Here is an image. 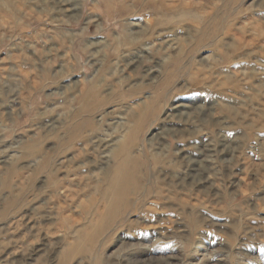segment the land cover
Masks as SVG:
<instances>
[{
  "label": "rangeland",
  "instance_id": "1",
  "mask_svg": "<svg viewBox=\"0 0 264 264\" xmlns=\"http://www.w3.org/2000/svg\"><path fill=\"white\" fill-rule=\"evenodd\" d=\"M0 264H264V0H0Z\"/></svg>",
  "mask_w": 264,
  "mask_h": 264
}]
</instances>
